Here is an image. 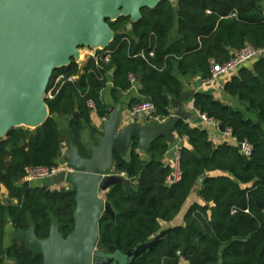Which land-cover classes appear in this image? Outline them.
I'll list each match as a JSON object with an SVG mask.
<instances>
[{
	"label": "trees",
	"instance_id": "trees-1",
	"mask_svg": "<svg viewBox=\"0 0 264 264\" xmlns=\"http://www.w3.org/2000/svg\"><path fill=\"white\" fill-rule=\"evenodd\" d=\"M107 23L113 38L96 59L88 58L82 66L71 59L53 73L52 78L63 77L53 98L45 100V122L32 131L17 128L0 143V185L8 194L0 202V264L43 263L24 242L10 239L7 244L9 232L33 227L39 240L47 239L53 224L62 238L73 232L75 192L34 184L24 188L22 180L26 168L56 166L68 140L81 157L86 156L78 147L81 132L90 129L92 136L97 134L91 127L92 113L106 117L100 92L110 71L113 96L129 89L130 74L140 76V96L152 103L155 116L169 118L170 99L182 93L181 79L200 74L206 80L212 63L229 61L246 45L264 48V0H177L174 5L163 1L154 9H142L141 19L130 30L127 17ZM103 55H108L107 62ZM223 91L241 108L203 92L193 96V106L219 122L222 131L231 129L238 143H248L250 157L233 144H213L206 129L180 121L174 132L187 139V146L179 150V181L168 183L173 171L164 162L168 141L155 140L145 158L133 142L127 158L114 155L116 172L125 173L131 184L116 185L105 194L115 218L101 217L99 251L126 253L152 241L198 186L204 205H191L183 224L168 228L156 247L133 264H264V58L232 74ZM140 101H131L129 107ZM58 118L69 119L67 130H61ZM202 177L205 180L197 185Z\"/></svg>",
	"mask_w": 264,
	"mask_h": 264
},
{
	"label": "water",
	"instance_id": "water-1",
	"mask_svg": "<svg viewBox=\"0 0 264 264\" xmlns=\"http://www.w3.org/2000/svg\"><path fill=\"white\" fill-rule=\"evenodd\" d=\"M175 0H0V143L17 125L36 129L48 117L45 94L53 73L78 61L74 52L83 46L107 48L113 31L108 25L120 17L131 24L141 19V10ZM116 16V17H114ZM94 44V46H91ZM66 58L67 64L58 62ZM140 80V76H137ZM185 94L172 99L175 115L155 126L120 127L121 107L106 110L102 137L82 158L73 142H68L66 170L49 179L53 186L67 185L75 192L74 228L62 238L52 226L47 239L39 240L33 227L13 234L28 250L42 257V264H133L156 247L167 231L152 241L126 253L117 249L104 253L97 248L102 215L114 221L111 204L100 196L116 185L128 187L130 180L115 176L114 155L124 157L132 143L147 150L158 138L171 141L169 133L188 116L180 109ZM74 118H78L75 112ZM137 120H134L136 123ZM241 147L239 146V149ZM205 177L197 180L201 185ZM24 188L30 183L24 182Z\"/></svg>",
	"mask_w": 264,
	"mask_h": 264
},
{
	"label": "crops",
	"instance_id": "crops-1",
	"mask_svg": "<svg viewBox=\"0 0 264 264\" xmlns=\"http://www.w3.org/2000/svg\"><path fill=\"white\" fill-rule=\"evenodd\" d=\"M176 1L177 0H175V2L172 4L174 5L176 3ZM230 76L231 75H226V76L220 77L219 79L215 80L214 82H212L209 85H203L204 79L201 77L200 74L191 75V76H188V77L181 79V82H182V93L181 94H185V97L181 101L180 109L183 111V113H185L188 116L187 121H183V122H185L191 128H204V129H206L209 133L210 141L213 144L221 143L224 140L219 135V133H217L213 129H210L208 127L201 125L200 118H199L200 113L193 106V96L196 93H200V92L210 93L216 100H219L222 103H225L227 105H230L232 107L240 109L241 107H240L239 103L235 100V98L225 94L223 91V86L226 83V81H228L230 79ZM112 77H113V71H110L106 76V87L103 90H101L100 97L106 106V110L109 108L117 109L118 107H121V110L119 112L120 127H127L130 125L155 126V125L160 124V123L149 120L144 115L136 117V118H131L128 114V110L130 109L129 105H130L131 101L142 99V97L139 94V91L141 88L139 80L137 81L135 89L127 90L125 92H119L116 96H113ZM172 99H177V98H171L170 103H171ZM174 115H175V109L171 104L170 117L169 118L173 117ZM106 118H107V115L105 118L101 119V118H98L95 113H92L91 114V127L97 131V134L92 136L90 129H84L81 132V142H82V134L86 133V134H88L87 137L91 136V137H93V140H95L96 144L93 146H97L98 142H99V138L102 137V135H103V133H102V122L105 121ZM134 120H137L136 123L134 122ZM57 121L60 124L61 130L65 131L68 129V124H69L68 118H58ZM169 136H170L171 141L168 142L170 146H169V150L165 156L164 162L166 165H170L173 168V162L175 159V155H176L177 151L180 150V148L187 146V139L186 138L179 139L178 137H176L174 130L169 133ZM69 141L70 140H68L66 143L63 144L62 156H61V159L58 161V163L65 164V166H66V163H65L64 157L68 152V142ZM129 150H130V148H129ZM129 150L127 151L124 158L128 157ZM83 151L86 154V156L82 157V158H88V150L87 151L83 150ZM145 151L146 150L138 149V152L141 154V156L143 158H145V153H144ZM117 177H119V176H117ZM32 185L33 184L30 183V186H32ZM35 185L44 186V184H42V183L41 184L36 183ZM45 186H47L52 191H58V190H62V189L71 190V188L65 184H62L59 186H53L50 184L49 180H48V184ZM198 189H199L198 186H196L192 190V192L190 193L189 197L187 198L185 204L182 206L181 211L179 212L177 217L172 222L163 223L161 225L162 231H165L168 228H171L174 226L182 225L183 224V217L191 205H193L195 203L200 204V205H204L203 201L197 196ZM108 190H110V188ZM108 190L105 193L100 194V196L103 197L105 200H106L105 194L108 192ZM0 194H4L5 199L7 200L8 194H7V191L3 185H0ZM55 227L57 228L56 225H55ZM162 231H160V232H162ZM14 233H16V232H9L8 237H10V239H12L13 241H16L12 237ZM8 237H7V239H8ZM18 242H23V241H18ZM181 264H187V263L185 261H183V262H181Z\"/></svg>",
	"mask_w": 264,
	"mask_h": 264
},
{
	"label": "built area",
	"instance_id": "built-area-1",
	"mask_svg": "<svg viewBox=\"0 0 264 264\" xmlns=\"http://www.w3.org/2000/svg\"><path fill=\"white\" fill-rule=\"evenodd\" d=\"M149 56H152V53H148ZM103 60L108 61V55H103ZM143 57V56H142ZM90 58L96 59V55H91ZM264 58V48H255L250 45H246L242 49L234 52L231 56V59L221 65H217L215 63H212L210 65L209 73L210 77L206 80H204L203 85H209L215 80L219 79L220 77L226 76V75H232L236 71H238L241 67L247 65L248 63H251L253 61H256L258 59ZM77 64L82 66L80 64V61H75ZM62 74L56 75L54 78L51 79V82L47 88L45 98L46 99H52L53 98V92L58 85V83L62 79ZM73 79H76V77H73ZM137 77L133 74H130L128 76V82H129V89L132 90L135 89V86L137 84ZM89 106L91 109H93V105L90 103ZM128 114L131 118H136L139 116H146L149 120L157 122V123H163L165 120L169 118H160L155 116V109L152 103L148 100L141 99V101L134 106H132L128 110ZM200 123L201 125L208 127L210 129H213L219 135L222 137L224 142H227L229 144H233L239 148L241 154L245 157H250L252 148L248 143H238L236 138L232 135V131L229 128H226L225 130L220 129L219 122L210 119L206 117L205 115H199ZM66 170L65 164L58 163L56 166L52 167H35V168H26L25 169V175L23 177L22 183L28 182L33 183L36 181H44L49 180L53 176L57 175L59 172ZM116 176H119L120 178L124 180H129L125 173H115ZM180 170H179V151H177L175 155V159L173 162V171L171 176L168 178V183H176L180 179Z\"/></svg>",
	"mask_w": 264,
	"mask_h": 264
},
{
	"label": "rangeland",
	"instance_id": "rangeland-1",
	"mask_svg": "<svg viewBox=\"0 0 264 264\" xmlns=\"http://www.w3.org/2000/svg\"><path fill=\"white\" fill-rule=\"evenodd\" d=\"M103 50H104V48L102 49V48H100V46L99 47H90V46H86L85 45L82 48L78 49V51H80L81 54H82V59H78V61H80V64L82 65L88 58H90L91 55L94 56V55H96V53L102 52ZM22 129L31 130V131L34 130L32 128H26V127H22ZM87 136H88V134H86V133L82 134L81 145L80 144L78 145V147H80L82 149V151L83 150L87 151L90 147H92L93 145L96 144L95 140H93V137H91V136L87 137ZM36 183H39V184L42 183L44 185H47L48 184V180L36 181V182H33L32 184L35 185ZM5 200L6 199H5L4 194H0V202L3 203ZM53 226H55V224H53ZM160 231H162V229ZM9 242H10V237H8V239H7V244H9ZM4 264H11V263L9 261H7Z\"/></svg>",
	"mask_w": 264,
	"mask_h": 264
},
{
	"label": "bare ground",
	"instance_id": "bare-ground-1",
	"mask_svg": "<svg viewBox=\"0 0 264 264\" xmlns=\"http://www.w3.org/2000/svg\"><path fill=\"white\" fill-rule=\"evenodd\" d=\"M114 17H116V16H114ZM91 46H94V44H91ZM99 47V46H98ZM74 56L75 57H77L78 59H82V54H81V52L80 51H75L74 52ZM67 64V60H66V58H63L62 60H60L59 62H58V65H62V66H64V65H66ZM24 125H17L16 127H18V128H22Z\"/></svg>",
	"mask_w": 264,
	"mask_h": 264
}]
</instances>
